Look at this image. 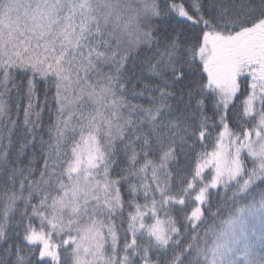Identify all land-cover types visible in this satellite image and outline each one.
Returning a JSON list of instances; mask_svg holds the SVG:
<instances>
[{
	"label": "snow or ice",
	"instance_id": "6c2138e0",
	"mask_svg": "<svg viewBox=\"0 0 264 264\" xmlns=\"http://www.w3.org/2000/svg\"><path fill=\"white\" fill-rule=\"evenodd\" d=\"M0 264H264V0H0Z\"/></svg>",
	"mask_w": 264,
	"mask_h": 264
},
{
	"label": "trees",
	"instance_id": "16d2710c",
	"mask_svg": "<svg viewBox=\"0 0 264 264\" xmlns=\"http://www.w3.org/2000/svg\"><path fill=\"white\" fill-rule=\"evenodd\" d=\"M43 85H41V88L43 89ZM43 97V93L41 92V98ZM47 122H48V113H47V110L45 111V114H44V124L45 126L47 125ZM143 201H141L142 203Z\"/></svg>",
	"mask_w": 264,
	"mask_h": 264
}]
</instances>
